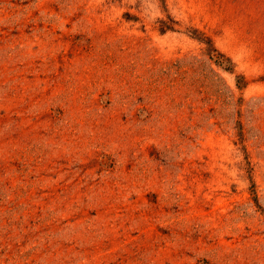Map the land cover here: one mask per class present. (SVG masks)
Returning <instances> with one entry per match:
<instances>
[{"label": "rangeland", "instance_id": "374dc122", "mask_svg": "<svg viewBox=\"0 0 264 264\" xmlns=\"http://www.w3.org/2000/svg\"><path fill=\"white\" fill-rule=\"evenodd\" d=\"M0 264H264V0H0Z\"/></svg>", "mask_w": 264, "mask_h": 264}, {"label": "trees", "instance_id": "16d2710c", "mask_svg": "<svg viewBox=\"0 0 264 264\" xmlns=\"http://www.w3.org/2000/svg\"><path fill=\"white\" fill-rule=\"evenodd\" d=\"M195 34V33H194ZM198 35H196L197 37ZM198 39L200 40H203V42L208 46L207 49L209 50L208 53L210 54V56H213L215 61L218 63V64H225L223 66H225L226 69H230V67L228 66V64H230V61L227 57H225L222 53H219L217 52L215 49H213L211 46H210V41L208 38L206 37H197ZM214 52V53H212Z\"/></svg>", "mask_w": 264, "mask_h": 264}]
</instances>
